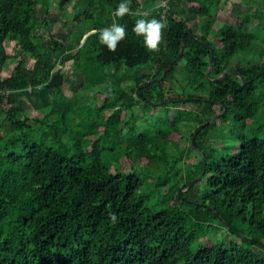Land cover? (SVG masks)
Listing matches in <instances>:
<instances>
[{"label": "trees", "instance_id": "obj_1", "mask_svg": "<svg viewBox=\"0 0 264 264\" xmlns=\"http://www.w3.org/2000/svg\"><path fill=\"white\" fill-rule=\"evenodd\" d=\"M53 1L65 12L74 0H0V67L9 59L6 41H17L23 55L0 77V264H264L255 251H264V47L255 52L257 33L243 25L254 19L264 30V11L217 27L214 13L225 0H132L124 17L114 15L119 0H83L86 11L74 17V31L45 43L37 32L48 29ZM190 11L201 17L199 34L184 19ZM153 16L167 24L158 50L133 31L137 18ZM113 22L127 26L114 51L99 39ZM85 24L94 32L84 40ZM183 44L166 77L142 87L164 74ZM209 46L210 79L225 74L217 81L206 77ZM251 52L258 59L232 65ZM60 60L73 61L82 91L105 94L100 109L80 110L67 98ZM148 66L153 75L123 77ZM24 99L49 112L26 116ZM138 104L153 112L193 105L189 115L198 127L190 145L181 149L169 138L182 133L180 118H150L143 129L133 117L122 119L123 108L132 115ZM216 116L237 133L236 149L212 146L225 134L210 133L215 122L198 131ZM91 135L98 136L95 146ZM192 155L199 160L186 164ZM219 226L241 244L206 245Z\"/></svg>", "mask_w": 264, "mask_h": 264}, {"label": "rangeland", "instance_id": "obj_2", "mask_svg": "<svg viewBox=\"0 0 264 264\" xmlns=\"http://www.w3.org/2000/svg\"><path fill=\"white\" fill-rule=\"evenodd\" d=\"M142 0H139L141 2ZM264 0H225V3L220 6V8L214 13V20L216 22V26H222L224 24H231L234 26H238L243 23L241 21V14L244 12L255 13L257 11L263 12L264 10ZM67 11L63 12L60 10L57 2L53 1L51 3V15L48 17L49 26L48 29H41L37 32V36L39 39L44 40L46 43L49 38H55L58 40H62L61 34L72 33L74 31L75 25L73 19L75 16L83 14L86 11V7L83 3V0H74L70 7L66 9ZM36 15L42 21L45 18V14L43 11L42 4L40 3L36 8ZM185 21L190 29H192L196 34L200 33V21L201 17L197 14L196 11H190L185 16ZM244 29L246 31H255L258 36L257 43L254 46L255 52L262 50L264 47V30L258 25L257 20L252 19L249 23H244ZM82 32L86 35L93 32L92 26L90 24H85L82 27ZM76 38V35L72 37V39ZM215 42H218L217 39H214ZM6 52L9 56V59L6 63L0 67V77L5 78L8 77L13 71L18 60L23 58V55L18 50V42L17 41H6L5 42ZM253 59H258L254 56V52L247 54L244 56L238 55L234 58L232 65H236L241 61L249 62ZM34 65V61L32 59L28 60L27 68H32ZM57 69H60L67 80L65 85L63 86V92L67 96V98L75 103L81 110V108H87L88 106L92 108V110L100 109L105 102V94L101 90L95 91H82L84 86V78L79 73L74 65L72 60H60L57 66ZM115 71V70H114ZM178 74L180 77L186 75V70L183 66L178 67ZM154 70L151 66L144 67L142 69L136 71H128L123 74V77L126 79H139L142 77L153 75ZM189 92V90H188ZM172 96L176 97L177 94H172ZM21 108L25 111L26 116L35 118L40 117L43 118L49 112L46 108L35 109L33 106L27 101L22 100ZM194 110L193 105H187L182 108H166L163 105L153 112V109L149 110L146 108L144 104L135 105L132 111V115L123 108L121 117L122 119H129L131 117L135 118L137 125L142 126V129L148 122L150 118H158L162 116H171L173 118H180V128L182 133L172 134L169 138L177 143L181 149H186L190 145L189 138L194 133L195 128L198 127L197 123L191 119L190 112ZM92 112V117L95 120H99L101 117L95 116V112ZM113 113V109H107L103 112V115L106 117L111 116ZM81 115L83 112L81 111ZM1 120L5 119V114L1 113ZM57 119V116H50L49 120L54 121ZM216 126L214 129L210 131V133L214 135H218L219 132L224 131V136L221 139H212L211 144L215 148H229L236 149L238 147V142L236 138L238 137L237 133L235 136L231 135L230 124H223L219 121V118L214 121ZM0 134L4 135V132H0ZM91 142L92 146H95L98 136L91 135L87 137ZM125 142V141H124ZM171 153L172 150H171ZM198 154V152H197ZM198 156L192 155L191 159H186V164H193L198 161ZM123 170L126 173H131L132 168L130 163L123 158L122 159ZM151 187H154V182H151ZM170 187H165L164 190H168ZM223 241L227 245L230 243L241 244V240L238 236L228 232L226 229L222 227H218L214 230L206 243L208 246H212L217 241ZM255 251L264 257V251L260 248H255Z\"/></svg>", "mask_w": 264, "mask_h": 264}, {"label": "clouds", "instance_id": "obj_3", "mask_svg": "<svg viewBox=\"0 0 264 264\" xmlns=\"http://www.w3.org/2000/svg\"><path fill=\"white\" fill-rule=\"evenodd\" d=\"M132 0H119L114 11L117 17H124L132 12ZM167 27L166 21L153 16L151 19L137 18L133 25V31L137 36L143 37V44L149 50H158L163 40V30ZM127 36V26L124 23L113 22L99 30L101 43L107 45L110 50H116L118 44ZM115 219V215L113 214Z\"/></svg>", "mask_w": 264, "mask_h": 264}, {"label": "water", "instance_id": "obj_4", "mask_svg": "<svg viewBox=\"0 0 264 264\" xmlns=\"http://www.w3.org/2000/svg\"><path fill=\"white\" fill-rule=\"evenodd\" d=\"M94 32V31H93ZM91 32V33H93ZM89 33V34H91ZM187 33H192V31L189 29L187 30ZM88 34V35H89ZM86 35L84 37V40L86 39V37L88 36ZM83 40V42H84ZM206 46H208L207 44H205ZM210 47V46H209ZM184 50H185V45L183 44L182 45V48H181V52L179 54V56L170 64V66L165 70L164 74L160 77V78H157V79H154V80H151V81H148L147 83H145L142 87L144 86H147V85H150V84H154V83H157V82H161L165 77L166 75L168 74L169 70L171 69V67L182 57L183 53H184ZM210 50H211V59H210V66H209V70L207 71L206 73V77L210 80V81H217L219 79H221L222 77H224L225 74H223L222 76L218 77L217 79L213 80V79H210V73L211 71L213 70V65H214V51L212 49V47H210ZM246 84V83H244ZM217 117L219 116H216L214 118H212L209 122L205 123L204 125L200 126L198 131H201L202 129H204L206 126H208L210 123L214 122ZM195 144V137H192V145L194 146ZM202 154V153H201ZM202 157H203V154H202ZM204 162L206 163V160L204 159ZM190 187V186H189Z\"/></svg>", "mask_w": 264, "mask_h": 264}, {"label": "crops", "instance_id": "obj_5", "mask_svg": "<svg viewBox=\"0 0 264 264\" xmlns=\"http://www.w3.org/2000/svg\"><path fill=\"white\" fill-rule=\"evenodd\" d=\"M264 10V9H263Z\"/></svg>", "mask_w": 264, "mask_h": 264}]
</instances>
